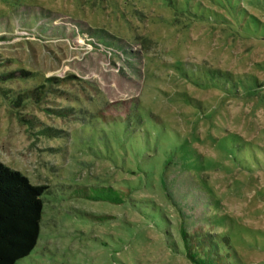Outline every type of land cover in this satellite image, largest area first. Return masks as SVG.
I'll return each instance as SVG.
<instances>
[{
  "label": "rangeland",
  "instance_id": "1",
  "mask_svg": "<svg viewBox=\"0 0 264 264\" xmlns=\"http://www.w3.org/2000/svg\"><path fill=\"white\" fill-rule=\"evenodd\" d=\"M0 161L49 186L17 264H264V0H0Z\"/></svg>",
  "mask_w": 264,
  "mask_h": 264
},
{
  "label": "trees",
  "instance_id": "2",
  "mask_svg": "<svg viewBox=\"0 0 264 264\" xmlns=\"http://www.w3.org/2000/svg\"><path fill=\"white\" fill-rule=\"evenodd\" d=\"M60 79L47 78L52 83ZM62 80V79H61ZM49 85L42 84L17 94L13 106L23 110L28 102L40 104L47 94L54 89ZM71 109V108H70ZM70 109H55L64 114ZM20 121L37 127L34 119L29 115H21ZM53 129L49 127L40 130V133L54 137ZM47 184L33 185L29 178L18 169L12 168L0 161V264H17L32 253L40 238L41 220L44 209V194L47 193ZM101 193L96 195L84 194L86 198L94 201H109L121 205L124 198L118 189L102 188ZM189 236L188 231L182 230L184 240ZM195 263L203 264L201 258L189 253Z\"/></svg>",
  "mask_w": 264,
  "mask_h": 264
}]
</instances>
